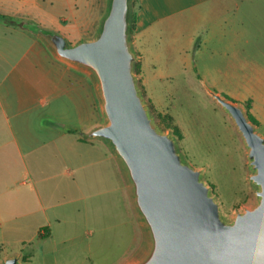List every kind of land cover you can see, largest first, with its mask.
I'll use <instances>...</instances> for the list:
<instances>
[{
	"label": "rangeland",
	"instance_id": "obj_1",
	"mask_svg": "<svg viewBox=\"0 0 264 264\" xmlns=\"http://www.w3.org/2000/svg\"><path fill=\"white\" fill-rule=\"evenodd\" d=\"M259 1L225 0L219 6L211 5L208 10H203L201 6L185 15H177L171 28L162 26L159 32L162 36L161 54L146 63L144 72L141 70L140 57L134 51V74L154 125L173 137L185 163L202 171V179L210 187L211 194L219 203L220 213L226 220L248 207L254 195L249 180L247 148L232 118L216 102L211 92L242 105L244 110L245 101L249 98L253 100V112L260 120L255 130L264 138V35L262 38L256 33L255 24L245 22L247 15H259L260 10L264 14V7ZM63 2L56 1L52 7L44 6V11L61 15L59 24L43 21L40 27L53 29L49 26L53 25L56 27L53 30L64 35L70 45L93 38L106 0H79L76 8L72 5L71 8L63 6ZM136 5L137 0H131L129 41L133 38L134 26L131 28V25ZM75 9L78 12L77 19L82 18V22L72 20ZM214 18H225L226 30H220ZM63 27L66 34L61 30ZM204 27L208 32H204ZM172 40L175 44L172 49L163 48L164 42ZM71 70L76 72L78 78H86V84L83 83L85 109L79 112L70 104L69 108L55 110L54 117L45 116L35 121L33 133L36 128L38 131L43 129L47 121L46 127L54 131L80 127L82 130L78 131L82 134L103 123L94 83L81 71ZM26 73L28 78L34 77L32 72ZM38 74L42 73L38 71ZM173 125L177 126L181 137L174 133ZM32 137L42 140L48 136L33 134ZM114 160L121 173L119 164ZM21 170V162L15 154L1 149L0 219L14 216L18 224L15 227L10 224L0 227V261L16 253L21 257L20 264H102L85 255L84 247L67 244L54 246L48 240L30 239L31 227L25 213L33 202L29 200V204H25L20 192L5 191L14 177L20 176ZM123 180L126 202L131 205L124 177ZM72 208L57 211L62 228L75 226L80 221L81 216L77 214L76 207L74 212ZM38 220L36 218L32 222L33 226ZM29 252L31 255L26 258Z\"/></svg>",
	"mask_w": 264,
	"mask_h": 264
},
{
	"label": "crops",
	"instance_id": "obj_2",
	"mask_svg": "<svg viewBox=\"0 0 264 264\" xmlns=\"http://www.w3.org/2000/svg\"><path fill=\"white\" fill-rule=\"evenodd\" d=\"M56 1L76 8L79 0H0V14L24 24L8 25L0 20V150L5 148L14 153L22 169L5 191L20 192L25 204L29 200L33 202L25 213L31 240H48L54 246L84 247V254L99 263L125 264L140 248L143 234L130 202H126L123 176L108 147L100 140L85 138L78 131L82 130L80 127L54 131L46 127L47 121L43 129L32 132L35 121L54 117L55 110L69 108L70 104L79 112L86 107L83 90L86 78H78L76 72H71L79 69L57 59L36 34L43 21L59 24L61 15L44 11V6L52 7ZM223 1L139 0L132 46L139 54L141 70L144 72L146 63L161 54L162 26L171 28L177 15L201 6L208 10ZM258 3L264 7V0ZM77 13L76 9L72 12V20L82 22V18L77 19ZM263 16L260 10L259 15H247L245 19L248 24H255L254 29L262 38ZM213 21L220 30H226L225 18ZM25 24L37 27L33 29ZM61 30L66 34L64 27ZM174 45L173 40L164 42L163 48L172 49ZM26 71L34 77L28 78ZM79 71L94 83L89 73ZM253 108L252 100L251 112L256 117ZM33 134L48 137L41 140L32 137ZM61 207H73L72 212L76 207L81 216L77 225L62 228L56 215ZM36 218L40 221L33 226ZM1 220V228L18 224L14 216ZM40 232L45 237H39Z\"/></svg>",
	"mask_w": 264,
	"mask_h": 264
},
{
	"label": "water",
	"instance_id": "obj_3",
	"mask_svg": "<svg viewBox=\"0 0 264 264\" xmlns=\"http://www.w3.org/2000/svg\"><path fill=\"white\" fill-rule=\"evenodd\" d=\"M130 15L131 0H106L93 38L70 45L50 29L38 27L36 34L57 59L89 73L94 81L104 122L84 137L103 142L116 159L143 234L140 248L125 264H199L188 236L213 218L227 220L202 171L185 163L173 137L153 123L133 70ZM211 95L244 141L250 182L264 185V138L242 105L218 93ZM20 260L14 253L0 264H20Z\"/></svg>",
	"mask_w": 264,
	"mask_h": 264
},
{
	"label": "clouds",
	"instance_id": "obj_4",
	"mask_svg": "<svg viewBox=\"0 0 264 264\" xmlns=\"http://www.w3.org/2000/svg\"><path fill=\"white\" fill-rule=\"evenodd\" d=\"M251 183L254 198L243 212L226 222L213 218L188 236L199 264H264V185Z\"/></svg>",
	"mask_w": 264,
	"mask_h": 264
},
{
	"label": "trees",
	"instance_id": "obj_5",
	"mask_svg": "<svg viewBox=\"0 0 264 264\" xmlns=\"http://www.w3.org/2000/svg\"><path fill=\"white\" fill-rule=\"evenodd\" d=\"M138 3H139V0H137V5L135 6V10H134V13L132 15V25H131V28H135V23H136V19H137V8H138ZM0 20L5 23V24H8V25H15V26H23L24 24L20 21H17L15 20L13 17L9 16V15H5V14H0ZM26 26L30 27V28H33V29H36L37 26L35 25H31V24H25ZM133 28V30H134ZM132 30V32H133ZM137 55L139 56V54L137 53ZM251 103H252V100L249 98L245 101L244 103V107H245V110H246V115H247V118L249 119V121L254 124L255 126H258L260 124L259 120L252 114L251 112ZM174 133L178 136V137H181V134L177 128V126L173 125L171 126ZM82 140H85L84 138H81ZM39 237L43 238L45 237L44 234H42L41 232L38 234ZM31 255V253L29 252L28 255L26 256V258H28L29 256Z\"/></svg>",
	"mask_w": 264,
	"mask_h": 264
}]
</instances>
